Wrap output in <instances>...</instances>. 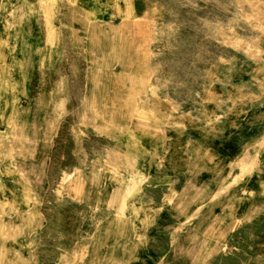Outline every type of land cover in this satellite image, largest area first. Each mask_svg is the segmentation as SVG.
<instances>
[{
  "label": "rangeland",
  "instance_id": "obj_1",
  "mask_svg": "<svg viewBox=\"0 0 264 264\" xmlns=\"http://www.w3.org/2000/svg\"><path fill=\"white\" fill-rule=\"evenodd\" d=\"M36 1L0 4L2 264L50 242L110 247L91 264H264V0H47L46 49ZM207 145L223 163L194 179ZM187 178L213 188L185 199Z\"/></svg>",
  "mask_w": 264,
  "mask_h": 264
},
{
  "label": "crops",
  "instance_id": "obj_2",
  "mask_svg": "<svg viewBox=\"0 0 264 264\" xmlns=\"http://www.w3.org/2000/svg\"><path fill=\"white\" fill-rule=\"evenodd\" d=\"M20 3H21V0H14V5H17V7H16L17 10H21L24 8ZM0 4L2 5V11L5 10V7L7 10H9L10 0H0ZM143 4H144V0H132V5H133V8L136 12L142 11V9L139 8V6H141ZM66 5H68L69 7H72L73 9H76L78 11L82 10L81 7L77 3H74V5H72V6H71V4H66ZM147 140L148 141H146L144 143V145H145L146 149L152 150L153 149L152 144H151L152 139L150 138ZM207 149H208V152L214 156V159L217 160L214 163L215 165L213 166V169L220 167L221 164L223 163L222 161L224 159H222L221 155L219 154V151H217L216 149H214L213 147H210L208 145H207ZM170 151H171V149L166 154L165 162L167 164H169L170 167H174V169H181V167H183V164H184V159L179 155V153L170 154L169 153ZM116 170L119 171V168L116 167ZM201 171L199 170V171L195 172V174H194L195 179L196 178L198 179V176L201 173ZM18 174H19V172H18ZM116 180L119 181L121 179L117 178ZM196 181L199 184H201L202 186L204 185V183L200 182L199 180H196ZM204 187L212 189L213 185H206L205 184ZM141 210H142V208H141ZM95 215L96 214L94 213L93 216H95ZM89 218L91 219V216ZM100 223H101V221L99 223L95 224L93 228H92V226L88 225L87 223H83V224H85L87 230H91V229L94 230V228ZM215 225H217V224H215ZM222 225H220V226H222ZM69 226H70V223L67 224L66 230L70 229ZM72 226H73V224H72ZM133 233H136V227L134 228ZM210 239H211V235H210ZM109 250H110V247L109 248L103 247V248H98L97 250L95 249L94 251H91V249H89V248L80 247V245L77 244L76 242L69 244V245H65V244L59 245V244H54L53 242L52 243L50 242L47 244H41L39 247L36 246V248L33 250V252L35 254L34 259L31 256V258H32L31 260H28V255H27L28 250L22 249L20 247L19 251L21 253L22 258H20L19 262H20V264H91L90 261H88L90 253H92L91 257H92V255L95 257H99L100 255H103L104 253L108 252ZM79 252H83V255H84L83 260H76L75 259L76 253H79ZM66 257H69L70 259L68 261H66Z\"/></svg>",
  "mask_w": 264,
  "mask_h": 264
},
{
  "label": "bare ground",
  "instance_id": "obj_3",
  "mask_svg": "<svg viewBox=\"0 0 264 264\" xmlns=\"http://www.w3.org/2000/svg\"><path fill=\"white\" fill-rule=\"evenodd\" d=\"M37 3V11L42 15V18H43V22H44V25H45V28H46V34H45V38H44V42H45V49L46 48H51L52 47V41H53V20H52V10H51V6L49 5L48 1L47 0H37L36 1ZM5 10H7L5 8ZM8 11V10H7ZM10 12V10H9ZM38 13V14H39ZM12 12H11V17H12ZM15 16V15H14ZM17 17V16H16ZM36 19V18H35ZM38 19V18H37ZM22 34V33H21ZM24 38H25V45L21 48V52H27L26 54H32L37 46V40L35 37H32V35H29V34H24L22 35ZM100 51H102V49H100ZM101 64V63H99ZM1 125V124H0ZM3 147V146H2ZM195 151H197V149H193ZM209 152L208 150L206 149L203 153H202V161L200 164H194L192 167H199V165H203L204 167H201L199 168V170H203L205 167H207V163L208 162H211L212 159H210L208 157ZM206 158H209V159H206ZM234 160V159H233ZM3 160L1 159L0 160V163H3L2 162ZM190 161V160H189ZM234 162H236L234 160ZM184 166H185V162H184ZM6 168L5 170L8 171V169H11L10 167H4ZM12 170V169H11ZM9 176V175H7ZM195 179V178H194ZM195 181V180H194ZM193 180L190 181L189 178H187L186 180V187L180 192V194L182 196H185V199L189 198V196H196L198 195L201 190L204 189V186H202L201 184H199L198 182H196L195 184V187L193 189H190L187 188L191 185V183L194 182ZM188 189V190H187ZM188 191L190 192L189 195H187L185 192ZM18 195V193H17ZM20 195V194H19ZM18 197V196H17ZM121 210V209H120ZM29 217V216H28ZM116 220V219H115ZM130 222V221H129ZM143 222V221H142ZM220 222H217V225H221V224H218ZM117 225V224H116ZM131 225V224H130ZM116 231V230H115ZM124 249V248H123ZM134 251V250H133ZM127 252V251H126ZM1 253V252H0ZM3 260L0 258V264H2Z\"/></svg>",
  "mask_w": 264,
  "mask_h": 264
}]
</instances>
